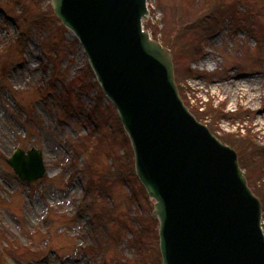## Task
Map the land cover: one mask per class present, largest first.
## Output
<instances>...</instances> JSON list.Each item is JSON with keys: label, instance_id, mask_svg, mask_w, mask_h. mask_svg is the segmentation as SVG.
Returning a JSON list of instances; mask_svg holds the SVG:
<instances>
[{"label": "rangeland", "instance_id": "374dc122", "mask_svg": "<svg viewBox=\"0 0 264 264\" xmlns=\"http://www.w3.org/2000/svg\"><path fill=\"white\" fill-rule=\"evenodd\" d=\"M50 4V0H0V51L19 33L17 19L24 6L29 13H36L41 6L46 9ZM148 5L150 14L145 24L161 41L166 37L162 30L167 20L174 24V15H178V10L185 11L184 5L193 9L188 0H148ZM252 5L257 9L252 7L257 14L255 19L261 12L259 20L264 21V0H252ZM244 9V5L240 7L243 13ZM234 21L225 20L223 28L205 43L206 54L192 64L209 79L190 78L184 82V90L193 106L208 102L209 98H213L215 107L222 102L225 104L219 134L244 133L251 129L255 141L262 145L264 33L262 41L258 42L249 34L243 17L237 21L239 27L235 30ZM48 24L53 25L35 27L22 58L6 71L0 59V78L5 82L0 83V234L6 233L0 245L13 241L24 254L26 249L23 248H29L30 238H33L38 239L39 247L50 249L42 259L8 256L4 264H137L143 253L148 255L149 250H154L159 223L146 220V232L139 236L137 229H141L142 224L131 216L153 214L154 203L150 205L144 196L131 201L130 194L133 189H140L139 185L133 187L130 183L118 182L112 184L111 195L100 196L95 191L90 196L99 215L106 218L102 224L97 215L83 213L81 206L86 191L80 172L85 163L81 149L89 142L94 127L99 125L101 114L109 112L108 104L112 103L105 97L99 104V114L91 110L97 104V90L82 91L80 86L75 87L76 76L86 67L88 57L71 30L63 27L60 21ZM59 39L62 44L53 70L54 65L46 57L42 42ZM258 50H262L261 57ZM210 73L214 74L208 75ZM52 75H55L54 88L41 94ZM249 77L251 83L246 82L244 89V80ZM238 79H241V86L235 85ZM69 90L70 96L67 95ZM243 113L244 119H241ZM100 124L104 132L112 127L108 121L102 123L100 120ZM112 145L114 142L110 139L103 140L95 166L107 169L112 161L108 154L113 151L118 154L121 150L119 145L111 149ZM18 146L26 150L35 146L42 150L47 165L43 178L28 183L15 173L7 158ZM97 181L103 182L99 177ZM103 205L113 210L104 211ZM51 208L61 211L51 214ZM8 234L10 238L7 239ZM94 241L108 243L106 252L98 259L97 256L91 259L92 255L84 252ZM33 252L30 249L31 256ZM149 264L154 263L150 261Z\"/></svg>", "mask_w": 264, "mask_h": 264}, {"label": "water", "instance_id": "95a60500", "mask_svg": "<svg viewBox=\"0 0 264 264\" xmlns=\"http://www.w3.org/2000/svg\"><path fill=\"white\" fill-rule=\"evenodd\" d=\"M79 38L104 92L130 132L137 171L160 219L162 264H264L262 204L237 152L189 110L170 50L144 30L147 0H52ZM33 182L42 152L9 159Z\"/></svg>", "mask_w": 264, "mask_h": 264}, {"label": "trees", "instance_id": "16d2710c", "mask_svg": "<svg viewBox=\"0 0 264 264\" xmlns=\"http://www.w3.org/2000/svg\"><path fill=\"white\" fill-rule=\"evenodd\" d=\"M192 8L197 11L198 16L190 22H186L183 19L173 21H167L164 30L166 34V42H169L172 46L174 60L176 65V80L179 84L182 97L185 102L191 107V110L195 113V115L202 121L207 122L213 132L218 133L219 131V121L221 120V116H223V111L225 110V104L222 102L219 106L215 107L213 105V98H209L208 102H202L201 104L197 103L196 106H193L191 100L186 95V91L184 90V86L190 78H196L198 76L205 77L209 79L207 74L200 73L198 69L192 66L193 61L197 60L204 53L205 42L211 35H213L218 28H220L221 24L228 18L239 20V15H242L240 7L241 4L244 5V20L249 23L250 29L252 31V35L257 38L258 42L262 41V34L264 33V25L259 24L255 21L256 14L253 12V8L251 6L252 0H202L199 2H195L196 0H190ZM251 2V4H250ZM239 14V15H238ZM26 10H24L23 14L20 16L18 22L20 26V32L16 38H12L10 42L7 43L6 47L0 51V59L2 60V67L8 68L10 64L22 58L21 56L24 53L25 47L28 43V39L30 34L33 32L36 26L42 27V25H48L52 27L53 24H48L50 21H59L55 16L53 17L52 11L45 10L42 7L38 9L36 13H31L27 17ZM190 24V25H188ZM45 28V27H43ZM163 30V31H164ZM197 34L198 36H196ZM62 44V40H54V41H45L42 42V48L44 52L48 54V58H50L51 62L54 65V69L56 68V63L58 62L57 57H59V47ZM261 57L263 54L262 50H258ZM260 63H263L262 61ZM84 69L89 71L87 73V78H82L81 74L76 79L75 87H79L81 84V90H87L91 87H96L98 84L96 81H92L93 72L90 66H86ZM214 73H210L208 75H213ZM55 75H52L48 82V87L51 84L55 83ZM0 82H4L1 81ZM74 87V88H75ZM99 91V100L104 97L101 89L97 86ZM48 88H46L47 90ZM45 90V89H44ZM42 90V92L44 91ZM67 95H71V91H67ZM64 97V95H63ZM204 106V108H203ZM109 107L108 119H115L119 122V117L116 113V110L111 105ZM99 111V108H95ZM240 111L244 112V109L240 107ZM248 112H250L248 110ZM106 113V112H104ZM103 113V114H104ZM106 113V114H107ZM101 114V117H105V115ZM226 116V115H225ZM229 116V115H228ZM227 117V116H226ZM241 119H244V113L240 115ZM120 123V122H119ZM121 126V125H120ZM122 127V126H121ZM120 127V128H121ZM220 137L237 148L240 154V162L242 167L246 169V175L249 179L250 185L254 187V191L258 194L264 205V143L258 144L254 139V133H252L251 129H247L246 132H230L220 134ZM127 138V136L125 137ZM127 142L128 139H125ZM99 142L94 140H90V142L84 146V154L87 160V175L88 178L91 179L90 189L96 177H99L103 182H100L99 189L102 193H108L109 187L106 185L107 182L112 180L113 182L122 181L124 183L139 181L133 161L130 158L128 160V155L130 153H126V158L114 159V164L116 166L110 165L109 168L101 170L97 166L93 164V158L96 155V151L98 150ZM243 148V149H241ZM121 161V162H119ZM256 164V165H255ZM257 177V178H256ZM262 183V184H261ZM135 192L131 195V199H134L137 196H141L142 194L147 197V193L143 188L141 190H134ZM108 211L112 210V208L106 207L104 208ZM151 217V216H149ZM148 218L144 216L142 219ZM154 220V219H153ZM145 220H143L144 222ZM5 232L3 231L0 234V240L4 237ZM6 238H10V235H6ZM30 248H25L26 251L24 254L19 252V247L15 245L13 241H10L9 245H5L4 243L0 245V254L3 260H0V263L4 262V259L8 256H21V257H30ZM140 262H144V260H140Z\"/></svg>", "mask_w": 264, "mask_h": 264}, {"label": "bare ground", "instance_id": "6f19581e", "mask_svg": "<svg viewBox=\"0 0 264 264\" xmlns=\"http://www.w3.org/2000/svg\"><path fill=\"white\" fill-rule=\"evenodd\" d=\"M231 80H233V79H231ZM251 80H252V78L251 77H249V78H247V79H245L244 80V89H245V87H246V82L248 83V85L251 83ZM235 85H239V86H241V79H238L237 80V82L235 83Z\"/></svg>", "mask_w": 264, "mask_h": 264}]
</instances>
